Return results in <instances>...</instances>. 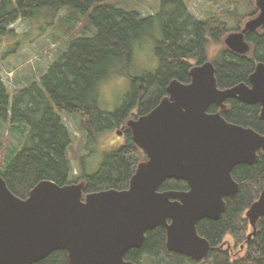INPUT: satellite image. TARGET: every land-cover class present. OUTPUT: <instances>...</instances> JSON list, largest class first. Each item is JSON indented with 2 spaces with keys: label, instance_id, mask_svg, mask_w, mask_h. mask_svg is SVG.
Here are the masks:
<instances>
[{
  "label": "trees",
  "instance_id": "1",
  "mask_svg": "<svg viewBox=\"0 0 264 264\" xmlns=\"http://www.w3.org/2000/svg\"><path fill=\"white\" fill-rule=\"evenodd\" d=\"M110 0H2L0 3V42L4 37H16L11 26L23 20L45 18L46 10L54 16L69 10L88 18L96 29L92 36L72 40L68 49L49 68L48 72L12 99L0 76V125L9 127L22 139V147L11 151L0 163V174L10 190L27 199L40 182L51 180L58 185L87 182L85 194L116 189H129L138 165L146 161V153L132 140L127 123L149 114L167 96L173 80L191 82L190 70L196 64L212 61L220 89L250 84V76L258 63H264V28L246 35L252 50L239 55L224 48L213 58L212 45H220L229 32L219 20L203 21L194 17L185 0H161L157 15L142 17L107 4ZM218 1V0H210ZM255 8L248 16L259 15ZM159 24L161 38H155V53L160 68L155 75L132 78L129 68L135 48L155 32ZM243 29L240 25L235 32ZM120 74L132 80L133 90L122 108L104 113L99 107V87L112 75ZM224 118L236 125L252 128L264 135L261 106L238 100L228 101ZM135 111L138 114L135 115ZM217 107L210 108L215 113ZM81 119L82 145H103L115 131H127L126 143L105 152L104 162L94 175L85 172V158H80L81 175H74L71 151L74 139L63 116ZM134 118V119H136ZM240 185L236 198L226 199L227 208L219 220H204L198 225L199 234L212 246L209 258L203 261L173 253L167 248V232L158 227L146 235L138 249L126 254V260L136 264H264V217L253 232L247 211L259 200L264 190V153L253 165H241L233 171ZM184 181L168 180L161 191H188ZM231 236L240 248L239 256L225 248ZM243 247V248H242ZM37 264H70L67 251H55Z\"/></svg>",
  "mask_w": 264,
  "mask_h": 264
},
{
  "label": "water",
  "instance_id": "2",
  "mask_svg": "<svg viewBox=\"0 0 264 264\" xmlns=\"http://www.w3.org/2000/svg\"><path fill=\"white\" fill-rule=\"evenodd\" d=\"M255 4L259 15L224 41L236 54L248 55L246 35L264 28V0ZM190 76L189 84L171 81L154 110L128 121L133 142L148 158L129 189L85 194L86 181L61 186L45 180L21 199L0 174V264H37L55 251H67L70 264H136L126 254L158 227L167 232L169 251L207 260L212 246L199 234V223L222 218L226 199L240 191L233 171L255 165L264 153V135L228 122L221 112L236 99L260 105L264 119V63L257 64L250 85L228 89L219 88L212 61L194 65ZM213 105L221 111L209 113ZM168 180L184 181L189 190L161 191ZM246 215L251 240L264 217V190Z\"/></svg>",
  "mask_w": 264,
  "mask_h": 264
},
{
  "label": "rangeland",
  "instance_id": "3",
  "mask_svg": "<svg viewBox=\"0 0 264 264\" xmlns=\"http://www.w3.org/2000/svg\"><path fill=\"white\" fill-rule=\"evenodd\" d=\"M190 13L197 19L207 21L219 19L226 24L228 33H234L238 26L244 27L251 20L249 14L255 8L256 0H185ZM2 0H0V3ZM107 4L126 12H137L142 17L158 14L161 0H110ZM16 37H4L0 42V76L6 85L11 98L21 90L28 88L48 72L50 66L68 49L72 40L81 36H92L96 29L84 18L69 10L62 11L54 16L46 10L45 18L23 20L11 26ZM155 32L143 43L138 44L134 52V60L129 68L132 78L155 75L160 68V61L156 56L155 38H161L159 24ZM225 38L220 45H212L210 56L213 58L222 49L227 48ZM250 54V53H249ZM248 54V56H249ZM192 65L196 61H191ZM132 80L120 74L112 75L99 87V107L104 113H114L122 108L126 97L132 93ZM138 114L135 111V115ZM136 118V116L131 119ZM139 118V117H138ZM137 119V118H136ZM63 120L71 130L74 139V148L71 151L73 158L74 175H81L80 158H85V172L96 174L104 162L105 152L123 146L127 141V131L120 128L106 140L103 145H82L81 119L79 116H63ZM122 131L120 136L118 132ZM22 147V139L12 134L5 124L0 125V163L13 150ZM231 236L225 239V248H230L233 255L239 256L240 248Z\"/></svg>",
  "mask_w": 264,
  "mask_h": 264
},
{
  "label": "flooded vegetation",
  "instance_id": "4",
  "mask_svg": "<svg viewBox=\"0 0 264 264\" xmlns=\"http://www.w3.org/2000/svg\"><path fill=\"white\" fill-rule=\"evenodd\" d=\"M262 29H263V28H261V29H259V30H262ZM195 65H198V64H195ZM248 85H250V84H248ZM230 100H236V99H230ZM230 100H228V101H230ZM228 101L225 102V105L227 106V110H226V111H228V105H229V104H228ZM240 102H241V101H240ZM257 105H258V104H257ZM213 106H215V105H213ZM213 106H212V107H213ZM259 106H260V105H259ZM215 107H217V106H215ZM209 110H210V109H209ZM220 111H221V109H220L219 107H217V111H216L215 113H218V112H220ZM226 111H225V112H226ZM209 113H210V112H209ZM221 113H222V115H223L224 112H221ZM213 114H214V113H213ZM223 117H224V116H223ZM260 153H261V152H260ZM224 244H225V243H224Z\"/></svg>",
  "mask_w": 264,
  "mask_h": 264
},
{
  "label": "bare ground",
  "instance_id": "5",
  "mask_svg": "<svg viewBox=\"0 0 264 264\" xmlns=\"http://www.w3.org/2000/svg\"><path fill=\"white\" fill-rule=\"evenodd\" d=\"M170 84V83H169Z\"/></svg>",
  "mask_w": 264,
  "mask_h": 264
}]
</instances>
